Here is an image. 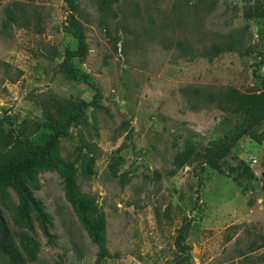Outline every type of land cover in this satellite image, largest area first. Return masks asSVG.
I'll return each mask as SVG.
<instances>
[{
	"label": "rangeland",
	"instance_id": "374dc122",
	"mask_svg": "<svg viewBox=\"0 0 264 264\" xmlns=\"http://www.w3.org/2000/svg\"><path fill=\"white\" fill-rule=\"evenodd\" d=\"M73 7L0 0L5 130L45 122L43 106L54 115L53 105L70 102L78 113L56 131L58 167L35 175L31 229L6 214L17 245L23 232L35 244L32 253L21 248L26 262L173 264L176 231L189 221L192 264H264V141L242 137L216 168L206 151L236 122L220 108L226 89L262 90L264 0H73ZM66 61L76 80L66 76ZM256 131L264 134L263 126ZM69 191L103 216L101 261ZM11 200L19 203L14 192Z\"/></svg>",
	"mask_w": 264,
	"mask_h": 264
},
{
	"label": "trees",
	"instance_id": "16d2710c",
	"mask_svg": "<svg viewBox=\"0 0 264 264\" xmlns=\"http://www.w3.org/2000/svg\"><path fill=\"white\" fill-rule=\"evenodd\" d=\"M71 12H75L73 0H64ZM112 0H102L107 5ZM259 18H264V8H260ZM72 24H77L71 17ZM82 45L81 35L74 34ZM64 72L70 80H76L77 76L69 65L64 63ZM261 92L244 95L233 88L225 91L224 105H220L222 111L231 112L236 122L224 136L217 140L210 141L207 151L209 164L216 168L218 161L224 159L235 144L244 136H248L256 143L264 141V134L257 133L256 127L263 126L264 130V78L261 80ZM224 100V101H225ZM85 103L78 106L83 107ZM54 115L49 106H43L47 114L43 123H31L30 129L25 128L18 134L6 131L3 122L0 120V259H5L8 264H28L21 248L29 253L33 252L35 246L28 233L20 234L21 240L17 245L16 238L6 219L9 214L11 220L20 228H30L28 215L29 208L36 206L31 195V188L36 187L35 175L39 171H45L58 167L57 149L59 145L60 128H67L73 119L78 115L77 105L68 102L67 105H53ZM81 110V108H80ZM66 183L71 186V179L66 177ZM11 192H14L19 200L15 204L11 200ZM68 196L72 201L79 221L86 230L92 242L97 245L99 253L98 261L105 257V241L102 237L103 216L97 213L96 208L90 203L82 206L72 196L69 191ZM189 221L177 229L173 240L175 257L173 264H192L191 246L187 243L189 232Z\"/></svg>",
	"mask_w": 264,
	"mask_h": 264
}]
</instances>
